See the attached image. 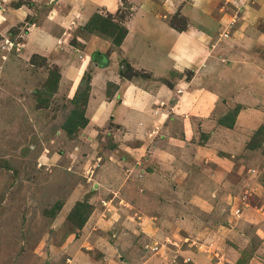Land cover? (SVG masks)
I'll return each mask as SVG.
<instances>
[{"label": "rangeland", "instance_id": "1", "mask_svg": "<svg viewBox=\"0 0 264 264\" xmlns=\"http://www.w3.org/2000/svg\"><path fill=\"white\" fill-rule=\"evenodd\" d=\"M48 1L0 0V264H74L83 257L95 259V253H101L102 241L110 245L111 240L118 246L120 240L124 243L127 239L140 248L141 262L149 256H162L163 264H173L177 261L175 250L193 251L200 256L210 251L211 246L201 242L202 237L213 234L221 241L214 247L216 254L228 246V235L236 236L246 240L242 244L243 259L237 264H248L253 257L264 264L261 120L256 123L261 124L259 127L249 129L246 141L235 148L232 158L228 153L210 151L211 143L202 135L207 130L202 127L203 119L191 120L192 132L186 126L181 128L177 119L175 123L170 122L173 118L160 119L164 122L154 119L146 123L147 134H141L140 129L134 139L114 123L92 121L87 112L92 70L97 63L105 60L106 64L112 47L106 54L97 52L85 57L88 63L86 69L82 66L79 83L83 81L78 91L79 85L72 90L75 83L65 92L54 90L52 83L56 82L59 67L53 55L59 54V47L54 54L44 52V57L29 49L39 36L32 25L39 26L58 14V10L55 14L48 9L58 0ZM122 1L124 9L114 15L98 12L90 17L92 22L89 19L80 27H66L63 46L75 52L92 35L119 46L114 42L122 32L110 24L121 26L132 13L129 1ZM65 12L67 9L62 11V18ZM166 19L178 29L184 22L177 13ZM224 32L231 34L232 28ZM193 122L197 127L192 126ZM167 124L169 131H175L167 133L171 140L157 141ZM179 132L187 133L190 144L205 150L195 148L181 154L186 161L177 157L179 153L165 155V142L173 144ZM132 140L146 141L144 161H135V157L132 162L122 160ZM184 148L175 143L173 149ZM215 155L221 159L214 161ZM108 164L124 180L129 178L139 194L136 197L143 196L146 201H130L121 191L125 185L116 190L115 183L108 180L110 174L104 172ZM138 168L159 177L151 181L153 195L148 189H136L137 181L142 180ZM187 222L200 223L199 240H190L193 235L189 230L180 228L182 223L187 228ZM208 228L212 235H206ZM258 228L260 233H256ZM183 257L190 258V253Z\"/></svg>", "mask_w": 264, "mask_h": 264}, {"label": "crops", "instance_id": "2", "mask_svg": "<svg viewBox=\"0 0 264 264\" xmlns=\"http://www.w3.org/2000/svg\"><path fill=\"white\" fill-rule=\"evenodd\" d=\"M127 1L132 5V13L121 23L127 34L119 46L114 47L108 40L92 35L81 42L82 49L73 52L63 46L62 34L66 27L77 28L87 22L94 13L114 15L124 9L122 0H58L57 3L53 1L57 5L48 7L55 14L58 10L55 18H47L41 25L33 24L34 28H28L27 35L31 28L39 31L36 45L30 46V51L35 54L39 52L44 57V52L54 54L56 47H59V54L53 55V59L54 64L59 67L57 91L62 93L74 83L72 90L75 91L80 84L82 66L86 69L88 63H85V57L95 56L97 52L106 54L111 46L106 64L104 60L92 70L87 103V112L91 113L92 121L114 123L134 139L138 137V131L143 130L141 134H147L146 123H153L154 119L162 122L173 118L170 120L173 123L177 119L179 126L190 128V132V122L203 119L202 127L207 130L202 135L211 143L210 151L216 154L228 153L232 158V153L235 154V150L241 146L240 142L246 141L249 129L254 125L259 127L261 124H256L258 120L264 125V0H125ZM50 2L51 0L48 1ZM63 8L67 12L62 18ZM174 13L184 21L179 29L172 27L166 19V16ZM8 21L11 22V18ZM231 28V34L224 32ZM232 109H237L238 113L233 127L229 128L220 122L231 123L230 119L224 118ZM168 124L161 128V138L157 141H165V138L171 140L172 136L167 133L173 134L175 131L172 128L169 131ZM197 125V122L192 123L194 127ZM183 133L176 134L179 140L174 138L173 144L165 142V155L179 153L177 157L186 161L181 154L202 148L190 144L186 136L188 134ZM132 141L133 144L129 143L130 147L127 146L122 160L132 162L134 157L135 161L145 160L146 141ZM175 143L185 148L173 149ZM215 157L214 161L221 159L218 155ZM181 160L179 163L184 168ZM191 162L192 160L188 161L189 164ZM165 167L170 168L167 165ZM113 168L115 167L108 164L104 167V172L110 174L108 180L115 183L116 190L125 185L121 191L134 204H138L137 199H147L143 196L136 197L139 194L132 188L129 178L124 180L120 174L111 171ZM138 170L142 180L137 181L136 189H148L151 193V181L159 177L149 175L146 169ZM121 180H124V184L120 183ZM187 223V228L184 223L180 228L189 230L190 235H193L189 236L190 240H199L200 223ZM238 223L242 227V223ZM209 229H205L206 235L213 234H210ZM260 229L256 233H260ZM232 231L236 233V230ZM214 235L202 237L201 245L211 246L210 251L200 256L193 254V251L175 250L173 254L177 263L174 261L173 264H237L243 259L242 244L244 245L245 239L239 240L236 236L228 235L225 239L228 246L216 254L214 247L221 244V241L220 237L215 240ZM239 236L241 238V234ZM120 241L118 246L117 242L112 244L111 240L110 245L102 241L101 253L96 252L98 255L95 259L83 257L76 259L74 264H163L162 256H149V262L148 259L141 262L140 248L128 239L124 243ZM256 251L258 254L259 249ZM189 253L190 258L183 257ZM195 257L196 261H193ZM248 264L262 262L253 257Z\"/></svg>", "mask_w": 264, "mask_h": 264}, {"label": "trees", "instance_id": "3", "mask_svg": "<svg viewBox=\"0 0 264 264\" xmlns=\"http://www.w3.org/2000/svg\"><path fill=\"white\" fill-rule=\"evenodd\" d=\"M94 17V16H93ZM92 17V18H93ZM91 18V19H92ZM91 19L88 21V22H90L91 21ZM92 22V21H91ZM113 23V22H112ZM113 26V29L115 30V29H117V30H119V31H121L122 33H121V37L120 38H118L116 41V43L114 42V45H120L121 43H122V41H123V39L125 38V36H126V34H127V31H126V29L124 28V27H122V26H115V25H112V24H110V27H112ZM115 40V39H114ZM59 75H57V77H56V82H53L52 84L54 85V87H53V89L54 90H57V88H58V83H59ZM82 81L83 80H81V82H80V84H79V87L81 86V84H82ZM79 87H78V89H77V91L79 90ZM76 91V92H77ZM88 98V97H87ZM86 98V99H87ZM88 100V99H87ZM86 100V101H87ZM237 113H238V110L236 109L235 111H233V112H230V113H228L227 114V116H225V118L224 119H230V121H231V123L230 124H226V123H224L223 121L222 122H220L222 125H224V126H226V127H229V128H232L233 127V125H234V121H235V118H236V115H237ZM224 123V124H223ZM261 130V129H260ZM79 207H82L83 208V205H79ZM79 209H81V208H79ZM83 224V223H82ZM81 224V225H82Z\"/></svg>", "mask_w": 264, "mask_h": 264}]
</instances>
